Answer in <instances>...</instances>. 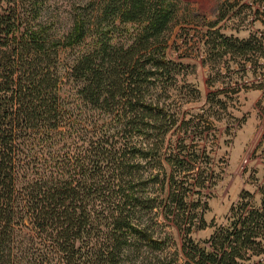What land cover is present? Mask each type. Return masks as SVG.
I'll return each instance as SVG.
<instances>
[{"label": "trees", "instance_id": "1", "mask_svg": "<svg viewBox=\"0 0 264 264\" xmlns=\"http://www.w3.org/2000/svg\"><path fill=\"white\" fill-rule=\"evenodd\" d=\"M239 3L206 23L203 62L251 71L264 92V31L219 27L232 12L264 25V0ZM50 6L0 0V264H264V196L243 190L225 224L192 237L222 177L200 127L227 107L220 89L186 120L159 99L184 66L171 52L190 44L174 38L183 0H72L61 35Z\"/></svg>", "mask_w": 264, "mask_h": 264}, {"label": "rangeland", "instance_id": "2", "mask_svg": "<svg viewBox=\"0 0 264 264\" xmlns=\"http://www.w3.org/2000/svg\"><path fill=\"white\" fill-rule=\"evenodd\" d=\"M224 1L183 0L182 18L175 29L174 38L180 33L186 34L190 44L186 46L184 43L181 50L171 52L172 59L184 63L176 86L171 90V96L163 90L158 92L161 102L181 107L182 118L186 120L209 106L207 102L211 92L224 89L226 93L217 96L226 103L227 112H224L223 119L215 120V126L209 129L203 123L200 127L206 133L212 131L206 137L209 141L207 151H210L217 169L222 172L221 179L210 190L209 208L204 215L207 227L203 230L197 229L192 234L201 244L213 234L217 226L226 223L233 204L239 200L243 190L253 193L255 204H259L264 196V92L254 88L253 83L257 78L251 71L240 70L236 73L225 69L217 73L216 69L203 62L207 57L202 48L209 38L206 23L218 19V8ZM248 2L249 0H240L235 10L243 8L246 11L242 6ZM188 8L199 15L193 22H188L189 19L186 18ZM71 9L72 0H55V3L51 0L48 10L55 16L52 27L57 30L52 34L61 35L69 31L72 23ZM245 13L237 17L232 12L219 24L222 32L247 38L253 32L264 31V25L260 21H253ZM196 44L200 45L202 51L197 52V46L192 48ZM263 62L261 60L260 63ZM261 71L262 68H258V72ZM235 88L240 90L237 94L232 90ZM187 143L191 145L192 142L187 139ZM201 143L206 145L205 141ZM170 231L180 247L182 237L179 231L175 227L170 228ZM263 257L264 255L256 257L253 261L257 262Z\"/></svg>", "mask_w": 264, "mask_h": 264}]
</instances>
